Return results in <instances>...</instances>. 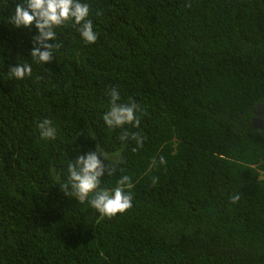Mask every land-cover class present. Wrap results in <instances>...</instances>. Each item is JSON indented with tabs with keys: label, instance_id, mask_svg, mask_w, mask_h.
I'll list each match as a JSON object with an SVG mask.
<instances>
[{
	"label": "trees",
	"instance_id": "trees-1",
	"mask_svg": "<svg viewBox=\"0 0 264 264\" xmlns=\"http://www.w3.org/2000/svg\"><path fill=\"white\" fill-rule=\"evenodd\" d=\"M25 2L0 0V264H264V131L250 125L264 101V0H81L96 42L69 21L46 64L29 54L35 25L11 23ZM18 64L31 76L10 77ZM109 85L144 110L126 126L145 137L137 151L104 124ZM97 145L122 161L100 187L133 184V207L112 218L61 190Z\"/></svg>",
	"mask_w": 264,
	"mask_h": 264
},
{
	"label": "clouds",
	"instance_id": "clouds-1",
	"mask_svg": "<svg viewBox=\"0 0 264 264\" xmlns=\"http://www.w3.org/2000/svg\"><path fill=\"white\" fill-rule=\"evenodd\" d=\"M90 9L87 3L81 0H26L24 4L15 6L11 23L15 27H29L35 25L37 35L33 37V47L30 56L35 63H49L54 56V50L61 47L56 40L55 29L72 21L80 37L86 44L95 43L98 36L93 30V22L89 19ZM52 41V43H49ZM43 49V50H42ZM8 74L17 80L31 76V64H18L9 66ZM109 98V109L103 114L102 119L107 128L120 129L118 139L121 144L129 141L135 143L133 151L143 148L145 137L139 131H130L129 127L139 129L140 114L143 108L134 99L121 102L122 97L118 86L109 85L106 92ZM42 138L54 140L57 132L50 119H43L37 124ZM104 151L98 145L95 150L86 154H79L75 161L67 166L68 178L62 185L61 190L65 195L74 196L79 202H87L102 217L112 218L117 214H123L133 207V184L129 175H122L112 189L101 188V180L107 174L112 176L116 173V165L122 161L117 157L111 164H106ZM166 165L164 156L153 158L150 168ZM158 183V177L152 178V185ZM240 195L237 193L230 196L233 204L239 202Z\"/></svg>",
	"mask_w": 264,
	"mask_h": 264
},
{
	"label": "water",
	"instance_id": "water-1",
	"mask_svg": "<svg viewBox=\"0 0 264 264\" xmlns=\"http://www.w3.org/2000/svg\"><path fill=\"white\" fill-rule=\"evenodd\" d=\"M250 125L264 131V101L252 109Z\"/></svg>",
	"mask_w": 264,
	"mask_h": 264
}]
</instances>
